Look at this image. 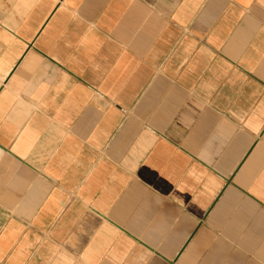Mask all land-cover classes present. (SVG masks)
Returning <instances> with one entry per match:
<instances>
[{
  "label": "crops",
  "instance_id": "0c3cea01",
  "mask_svg": "<svg viewBox=\"0 0 264 264\" xmlns=\"http://www.w3.org/2000/svg\"><path fill=\"white\" fill-rule=\"evenodd\" d=\"M0 264H264V0H0Z\"/></svg>",
  "mask_w": 264,
  "mask_h": 264
}]
</instances>
